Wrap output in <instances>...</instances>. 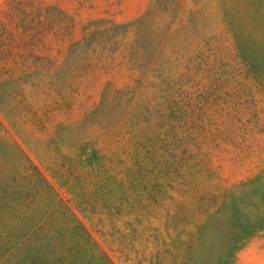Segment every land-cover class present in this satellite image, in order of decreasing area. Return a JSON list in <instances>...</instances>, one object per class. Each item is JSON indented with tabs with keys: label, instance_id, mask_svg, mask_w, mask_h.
<instances>
[{
	"label": "rangeland",
	"instance_id": "1",
	"mask_svg": "<svg viewBox=\"0 0 264 264\" xmlns=\"http://www.w3.org/2000/svg\"><path fill=\"white\" fill-rule=\"evenodd\" d=\"M179 1L0 0V119L115 264H264V1ZM127 99L133 129L162 115L164 174L109 215L60 163L100 167ZM0 161H26L6 135Z\"/></svg>",
	"mask_w": 264,
	"mask_h": 264
},
{
	"label": "trees",
	"instance_id": "2",
	"mask_svg": "<svg viewBox=\"0 0 264 264\" xmlns=\"http://www.w3.org/2000/svg\"><path fill=\"white\" fill-rule=\"evenodd\" d=\"M261 1L264 0H258ZM179 2L174 0L172 13ZM263 19L264 7H258V21ZM232 36L238 53L250 63L253 60L251 51L246 49L238 33L234 32ZM176 57L177 53H172L168 60L174 58L177 64ZM136 88L134 85L129 90L130 98ZM129 102L127 99L123 105L116 121L122 128L117 131L112 147L104 153L100 167L86 159H69L60 163L67 174L63 183L70 182L78 189V203L86 202L89 193L93 210L100 206L109 215H119L122 206L143 211L149 204L146 194L150 190L155 192L149 195V199L157 203L155 194L160 193L158 179L164 174L160 166L154 168L144 162L160 161L162 157L165 146L159 129L162 115L158 114L151 124L152 130L143 119L141 126L133 129L134 114L122 121ZM172 109L169 117L175 112ZM142 118L145 119L146 115L143 114ZM0 128V141L6 135L26 159L0 181V264H115L70 206L58 196L53 184L16 137L7 131L1 119ZM2 169L0 161V173Z\"/></svg>",
	"mask_w": 264,
	"mask_h": 264
}]
</instances>
